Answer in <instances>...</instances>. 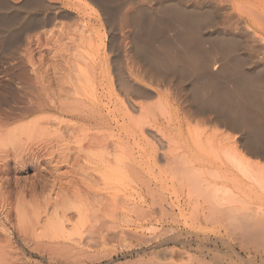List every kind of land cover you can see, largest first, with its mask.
I'll list each match as a JSON object with an SVG mask.
<instances>
[{"label": "bare ground", "instance_id": "6f19581e", "mask_svg": "<svg viewBox=\"0 0 264 264\" xmlns=\"http://www.w3.org/2000/svg\"><path fill=\"white\" fill-rule=\"evenodd\" d=\"M66 21L72 47L48 64ZM32 32L42 65L28 37L35 81L23 87L39 115L0 118V264H84L119 219L168 201L237 228L249 250L227 264H264V0H0V58Z\"/></svg>", "mask_w": 264, "mask_h": 264}, {"label": "rangeland", "instance_id": "374dc122", "mask_svg": "<svg viewBox=\"0 0 264 264\" xmlns=\"http://www.w3.org/2000/svg\"><path fill=\"white\" fill-rule=\"evenodd\" d=\"M14 2H19V0H14ZM85 19L86 23L90 25L92 33L98 40L104 41L109 38L110 32L103 17L91 10H88L85 12ZM66 23H68V27L62 30V32L56 33L46 46L48 49L47 58L48 60L51 59V61L47 60L48 64H52V58H54L56 55L60 57L64 54V50L72 47V41L69 40L68 36L69 34L75 33L77 28L75 27L73 21H66ZM34 33L21 34L20 42H22L17 52L14 54L8 53L7 55H1L0 58V118L3 117L2 119L4 120L15 121H12L13 127L18 126V124H25L27 121L36 119L39 115L33 113H31L32 115H29L32 109L35 108L31 101L33 97L29 96V98H32L29 100L27 96L30 94H28L26 89L23 87L26 81H35V72L33 71L32 65H35V69L38 67L41 68L42 65V61L40 59L41 55L39 54L40 50H38V47L36 46L37 44H34V38L37 36V32ZM28 37L29 39L31 37L30 40L32 41L30 45L33 57L32 62H35L32 65L27 62L25 57V51L28 46L27 42L29 40ZM56 39L58 40V43H54ZM3 43L4 39L0 40V45ZM245 44V46H248V48L244 46V52L247 55L253 54L251 49H249L251 45L247 42ZM57 56L55 58L58 61L59 57L57 58ZM60 60H62L61 57ZM253 61L255 60L253 59ZM253 61L248 65V67L253 68ZM49 67H51V65ZM6 79L14 80L16 83L14 85L6 86L4 85V81ZM30 107L32 108L30 109ZM25 114H27V116ZM35 141L38 140L35 139ZM35 169L31 168L28 170V173L25 174L24 177L28 179L36 175ZM42 175H46L45 172H42ZM46 176H48V174ZM32 180H35V178ZM132 191L133 188L128 189V192ZM38 192L39 196L41 195V198H39L37 194L39 202L41 200V204L43 203L42 200H46L45 197H48V192H43L40 186L37 190V193ZM51 195L54 196L51 199L55 198L54 193H51ZM16 197L17 196L14 195V199ZM27 197L30 198H27L26 200L31 202V194L28 193ZM53 201L54 199L52 202ZM157 204L158 205L155 207L153 218H143L142 216L139 218L136 217V215L130 218L122 217L119 219L120 223L117 225L118 228L111 229L110 235L106 239H97L92 241L90 257L84 264H220L221 261L222 263L224 262L223 264H227L226 262L234 258V255L236 254L242 256L247 255L246 250H249L246 249L248 245L247 241L242 239L240 236L241 234L238 236L239 231L236 227H234L236 228L235 230L232 228L233 231H228L226 233V229H224L219 224L217 225V223L208 224L205 222H200L196 218L199 214L195 211L196 214L192 215L195 213L191 212L192 209L185 207V214L188 217L187 219H184L180 217V212L178 210H173L170 201L164 202V207H161L159 203ZM52 209L53 208H51V210ZM199 213H201V211H199ZM191 215L194 218H192ZM173 217L174 219L176 217L177 220H180L179 227H172L176 225L175 223H171L173 222ZM184 223H186V225ZM187 224L189 225L187 226ZM165 228L167 229V235ZM219 228L222 230L221 236L217 234ZM169 229L174 231L170 232L171 230ZM192 229L196 230L197 232L194 234L188 233ZM122 230H124L125 233H123ZM162 231L165 232L164 236ZM160 232H162V235ZM169 233H171L172 236L176 235L178 237L175 236V238L173 236L174 238H172ZM230 233L236 234H234L232 237L229 235ZM168 237L171 239L168 240ZM187 242H189V245ZM249 246L250 244L248 245V248ZM77 259H80V257ZM33 261L34 263L42 264L38 258L33 257ZM65 264L81 263L79 261H69Z\"/></svg>", "mask_w": 264, "mask_h": 264}]
</instances>
